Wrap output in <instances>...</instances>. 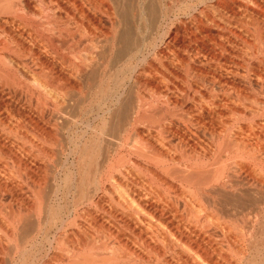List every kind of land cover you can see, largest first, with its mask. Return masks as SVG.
Returning <instances> with one entry per match:
<instances>
[{
  "label": "bare ground",
  "instance_id": "1",
  "mask_svg": "<svg viewBox=\"0 0 264 264\" xmlns=\"http://www.w3.org/2000/svg\"><path fill=\"white\" fill-rule=\"evenodd\" d=\"M0 264H264V0H0Z\"/></svg>",
  "mask_w": 264,
  "mask_h": 264
},
{
  "label": "rangeland",
  "instance_id": "2",
  "mask_svg": "<svg viewBox=\"0 0 264 264\" xmlns=\"http://www.w3.org/2000/svg\"><path fill=\"white\" fill-rule=\"evenodd\" d=\"M159 76H160V77H159ZM157 77L159 78V81L161 82V84H162L163 86H165V80H164V79H163V80L161 79V75H160V74H157ZM174 92H175L176 94H178V93L181 94V91L178 90L177 88L174 89ZM178 95H179V94H178ZM136 175L138 176V178H139V177H142V178H139V179H138V178H136L137 176H134V175H133V176L135 177V179H133V178H134L133 176H132L131 179H133L132 181H134V180L136 181V180H137V183H136L135 181H134L135 183H134V182H132V183L136 186V188H139V187L141 186L140 188L142 189V186H144V185H142V183H140L139 181H140V179H143V177H146V178H147V176H146V175H145V176H144V175H140V174H139V175L136 174ZM141 182H142V181H141ZM144 182H145V181H144ZM136 184H138L139 187H138ZM140 188H139V189H140Z\"/></svg>",
  "mask_w": 264,
  "mask_h": 264
}]
</instances>
